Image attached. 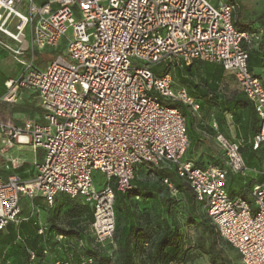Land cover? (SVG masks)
<instances>
[{"label":"built area","instance_id":"built-area-1","mask_svg":"<svg viewBox=\"0 0 264 264\" xmlns=\"http://www.w3.org/2000/svg\"><path fill=\"white\" fill-rule=\"evenodd\" d=\"M236 8L226 0H0V36L15 43L0 38V46L23 66L6 83L2 102L16 105L24 91L34 95L36 108L43 111L42 120L28 116L21 124L0 119L1 144L43 152L30 181L15 175L7 184L0 179V232L18 223L19 198H40L51 208L58 195H65L91 207L89 232L97 247L113 245L115 191L130 189L135 167L147 165L174 170L188 184L242 264H264V180L251 189L258 209L254 216L245 200L230 198L226 191L229 174L246 176L248 171L241 143L217 134L223 164L197 168L185 159L189 139L184 117L159 102H178L197 112L199 104L175 86L171 70L193 62L221 66L258 118L251 149L263 150L264 174V77L247 65V48L261 40L262 31L238 30ZM63 37L65 57L50 61L43 71L21 59L24 53L57 47ZM160 63H166L168 72L156 76L151 69ZM97 172L104 177L99 190L93 184ZM163 184L177 194L168 179ZM43 255L52 264H69L49 249ZM29 259H35L33 252ZM92 263L91 258L82 260Z\"/></svg>","mask_w":264,"mask_h":264},{"label":"trees","instance_id":"trees-1","mask_svg":"<svg viewBox=\"0 0 264 264\" xmlns=\"http://www.w3.org/2000/svg\"><path fill=\"white\" fill-rule=\"evenodd\" d=\"M226 1L237 5V8L233 14V23L238 30L248 33L262 31L261 40L247 48V65L249 64L250 59L249 52L253 51L257 54V61H260L262 69L264 67V22H260L259 26L255 27L241 23L239 17H236V13L240 8L238 3L235 0ZM254 46L256 50L253 48ZM190 66L183 68H189ZM249 69L250 67L248 65V70ZM223 71L224 69L221 66L212 71L213 73L208 71L207 75L210 76L209 80H211V82L208 85L206 84L207 89L205 96L211 94L213 98L216 90L215 82L220 79ZM237 108H246L248 113L252 116L255 113L249 102L243 98L240 91L239 93L233 94L229 99L226 100L227 111ZM257 123L258 121L255 120V124ZM186 125L187 133L189 134L188 124ZM256 127L253 128L254 133L257 131ZM261 150L262 149H259L257 152ZM187 154L188 152L185 155V159H187ZM137 167L141 169L152 170L159 179V185L154 188L141 185L139 181L135 179L139 168H135L134 176L130 183L131 188L125 192L115 191L114 194L115 230L113 235V245H108L104 248L97 247L98 253L87 251L88 255L83 258L76 257L77 261H81L80 264H82V260L84 258H91L93 261L92 264H133L138 251H144L145 260L148 262V264H170L172 262L178 261L180 257V248L183 243L181 244V241L178 238V229L171 228V216L178 218L181 223L190 222V220L200 217L204 218L206 223H208V225H205V227L209 229L208 237L211 240L210 244L213 243L220 248H228L230 252L234 253L237 257L236 252L220 239L215 227L205 217L201 206L196 203L190 187L183 179L179 178L175 174L174 170L157 169L147 165H139ZM164 179H168V181L176 189L177 194L175 196L170 192L168 187L163 184ZM60 197H64L67 203L71 201L77 202L75 205L69 207L66 212L68 217V226L75 228L85 221L89 224V229V226L93 222V212L91 207L84 203V201L81 199H70L65 195H58L54 200V205L51 208H46L44 206L43 211L47 213L53 212L55 207L58 205V202H60ZM137 197L138 200L136 199ZM132 203L135 205L142 203L148 209H145L144 212H140L138 209L132 208ZM125 223H128L127 231L124 229ZM53 231L56 232L53 235L55 246L54 248H49V250L54 252L58 259L68 261L69 264H74L69 258L68 251L69 240L67 237L70 235V233H64V231L56 229V227L53 225V219L51 218L48 222L46 236H51ZM58 236H62L64 239L59 242L57 241ZM59 245L62 246L60 250L58 249ZM171 250H173L172 253ZM42 258L51 261L43 254L35 255L34 260ZM226 264L231 263L227 262Z\"/></svg>","mask_w":264,"mask_h":264},{"label":"crops","instance_id":"crops-1","mask_svg":"<svg viewBox=\"0 0 264 264\" xmlns=\"http://www.w3.org/2000/svg\"><path fill=\"white\" fill-rule=\"evenodd\" d=\"M37 1L38 3L43 4L50 0ZM0 38L11 46L15 45V43L8 38L3 36H0ZM253 48L256 50L255 46ZM33 53H24L23 56H21V59L26 62H33ZM30 55L31 57H29ZM257 63V66H251V72L264 76L260 61L258 60ZM209 66L211 73L219 68V66L213 64H210ZM22 70L23 66L15 60L13 55L0 46V119H12L16 124H21V122L28 116L32 118L39 117L33 116V112L38 111V109L36 108V99L32 93L24 91L20 92L18 103L13 106L2 102V97L7 90L6 83L16 79ZM206 78V84H210V76L207 75ZM215 88V95L213 98L211 95L210 96L215 102L216 113L215 115L210 114L209 116H212V119L209 122L208 120L202 122L199 128L201 133L200 140L210 148V151L207 149L209 152L207 158L209 160L208 162H205V164H197L193 159H186L191 161L197 168H204L208 165L223 164L222 156L220 155L215 142V136L217 134L222 135L228 141L241 143V155L243 158L242 150L246 146L251 147V141L258 132L259 124H255V120L258 121L255 113L252 116L248 113L246 108H237L231 111L226 110V100L233 94L239 93L234 77L223 71L220 79L215 82ZM187 94L196 99L191 95V89ZM242 96L246 99L243 94ZM196 101L198 102L197 99ZM249 104L252 107L250 102ZM26 105H30L31 107H27ZM200 106L203 108L201 103ZM34 107L36 109H34ZM204 108H206V114L211 106H209L208 103V105H204ZM211 109H213V107ZM254 127L257 128L255 133L253 132ZM36 151L34 152L28 146L13 145L11 147H5L0 143V179L2 180V177H6L8 180V178L13 175L17 176L22 181H30L33 179L36 175L35 165L39 164L37 162ZM215 154L219 157L215 158ZM262 158L263 150L260 152H254L250 148V156L243 158L244 164L248 169L246 176L229 174L226 184L228 195L232 198L253 200L251 196L253 185L264 180ZM26 201L28 202L26 212L23 215V210L20 207L21 213L18 223L10 224L5 231L0 233V264H24L26 261H34L29 259V252H33L34 255H41L45 249H49V247L46 246L45 240L49 213L43 211L45 205L42 199L37 198L33 201ZM41 227L44 229L43 234L38 233ZM231 264H242L238 254L237 257L235 255V260H233V263Z\"/></svg>","mask_w":264,"mask_h":264},{"label":"rangeland","instance_id":"rangeland-1","mask_svg":"<svg viewBox=\"0 0 264 264\" xmlns=\"http://www.w3.org/2000/svg\"><path fill=\"white\" fill-rule=\"evenodd\" d=\"M215 4L216 0H210ZM239 5V10L236 13V17H239L241 23L247 24L251 27L259 26L260 22H264V0H235ZM28 33V31H26ZM67 49V40L63 37L55 48H46L43 50H35L33 53V64L34 66L43 71L48 63L58 56L65 57ZM249 71H251V66H257V54L253 51L249 52ZM31 57V55L29 56ZM26 60V59H25ZM209 64L202 62H193V64L189 68H175L171 71L172 78L176 87L185 88V90L190 91L191 95L195 97L199 104L203 105V108L200 106L199 110L195 113H191L185 106L178 102L173 101H164L160 99V104L165 107H171L179 110L181 115L184 117L186 124L189 127V139H190V147L188 150L187 158L193 159L197 164H205L208 162L207 155L210 151L203 141L200 140V124L208 120V122L212 119L210 114L215 115V102L211 99V94H206V81H207V73L210 71ZM151 72L156 76H161L168 72L166 63H160L154 66L151 69ZM208 85V84H207ZM191 86V87H190ZM218 90V89H217ZM35 100V99H34ZM213 107V109H209L205 114L204 105H208ZM35 104V103H34ZM27 107H31L30 105H26ZM34 109H36L34 107ZM43 111L38 110L33 112V116H39L42 120ZM260 152V151H259ZM242 154L245 158L250 156V147H245L242 150ZM31 155V154H30ZM42 150L38 149L36 151L37 162L42 163ZM209 156V155H208ZM219 156L215 154V158ZM243 157V158H244ZM207 158V159H206ZM139 168V167H135ZM137 181L141 185H144L149 188H154L159 185V179L155 175L152 170H146L139 168L136 173ZM3 184H7V178L2 177ZM93 184L97 190L104 184V177L100 173H95L93 177ZM114 189V183L112 184ZM230 198H232L229 195ZM58 205L55 207L53 212L48 214L47 221L53 219V225L56 229L61 231L68 232L70 235L67 237L69 240V258L74 264H80V260H76L80 257H85L87 251H93L98 253L97 245L94 242V238L91 236L88 223L83 221L78 227L71 228L68 226V217L67 210L72 205H75L76 201H71L67 203L64 197L59 198ZM248 206L251 210V215L254 216L257 213V207L254 204V201L251 199H245ZM71 204V205H70ZM19 205L23 210V215L26 212V208L28 202L19 198ZM132 208L138 209L140 212H144L145 207L144 204H131ZM208 225L204 218L192 219L190 222L181 223L178 218L171 216V228L178 229V238L181 241L180 248V257L176 262H172L170 264H226L233 263L235 260L234 253L230 252L228 248H220L217 245L211 243L210 238L208 237L209 229L205 227ZM125 231L128 229V223H125L124 226ZM56 232H52L51 236L47 235L46 246L49 248H54L55 241L53 235ZM173 250H171V253ZM24 264H52L48 259H38L34 261H26ZM133 264H148L145 260L144 251L137 253L136 258ZM161 264V263H157Z\"/></svg>","mask_w":264,"mask_h":264}]
</instances>
